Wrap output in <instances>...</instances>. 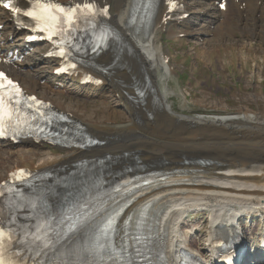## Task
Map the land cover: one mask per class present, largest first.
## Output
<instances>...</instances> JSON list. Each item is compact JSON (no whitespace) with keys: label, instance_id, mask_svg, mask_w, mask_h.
I'll use <instances>...</instances> for the list:
<instances>
[{"label":"bare ground","instance_id":"1","mask_svg":"<svg viewBox=\"0 0 264 264\" xmlns=\"http://www.w3.org/2000/svg\"><path fill=\"white\" fill-rule=\"evenodd\" d=\"M183 1L186 4V10L190 11V15L194 16L195 20L200 19V23L191 24L185 19L178 25L163 29L160 26L164 10L163 0H158L150 20L146 23L148 28L144 31L146 27L135 30L129 24L135 0H113L110 23L118 37V42L96 57L87 59L88 65L84 69L88 73L102 78L103 85H107L115 93L117 103L122 105L126 121L124 123H109L108 121L111 120L109 116H105L104 120L99 122H95V119L91 118L88 120L80 118L79 121L83 125L84 131L92 138L102 141L103 144L96 143L82 149L61 148L58 153L50 150L51 153L39 157H35L34 153L29 154L27 151L35 146L30 140H23L15 146L0 143V147H7L11 150L10 155H5L4 149L0 150V179L4 178L6 172L19 167L31 168L37 173L59 171V174L65 178L71 176L77 178L79 173L76 174L74 169L78 164L95 163L101 157H108L107 162L114 170L123 169L125 165L130 164L131 156L136 158V163L140 161V168H149L148 162L156 160V153H153L150 143L156 133L169 127V118L165 117L167 112L174 115L170 99H168V96L174 91L168 88L167 80L175 71L170 68L169 63L165 64L160 57L164 53V45L160 44L161 32L164 31L167 36L174 37L179 29L190 34L192 27H198L197 33L206 34L209 32V26H217L219 29L217 35L224 39L225 34H222L221 30L227 29L230 24L237 29V22L240 21L242 30L239 32L242 36L250 39L253 37L254 41L259 40L264 43V0H243V3L230 2L225 14L208 3L211 0H203L204 4H199L196 0ZM243 4L244 7H241ZM208 17L212 18L209 22H207ZM0 23H3L0 31V58L4 57L5 51L16 50L23 55V59L16 62L17 68L12 69L16 78L22 80L18 71H23L31 73L30 83L44 79L46 84L49 80L50 85L44 86V84L40 87L45 91L59 95H61L60 93H76L78 91L74 89L63 92L58 89L59 86H55L47 76L45 69L39 67L40 63L45 60L43 58L45 51L41 46H35L32 49L30 46L26 47L22 42L24 32L16 30L9 15L1 10ZM226 32L230 35L228 30ZM248 43L250 45L246 49V42L242 41L241 48L245 51H254L253 54L256 53L252 41ZM199 51V55L207 53V57L204 59L209 60L208 53L210 51L205 47H200ZM261 52L264 53V50ZM46 63L52 71L54 63L47 61ZM0 67H2V63H0ZM80 77L81 74L71 77L70 82L77 83ZM145 78L148 80L146 83ZM136 88L143 90L144 93L138 96L135 93ZM150 89H153L152 93ZM182 97L186 100L185 95ZM145 99H148L149 103L144 101ZM53 104L59 110L64 109L59 102ZM161 104L163 107L157 109V105ZM145 112H150L153 116L149 123ZM71 118L79 119L75 113ZM186 118L188 117L182 116V120H186ZM228 118L242 122L243 126L240 129L224 137V140L230 144H238L225 150H222L220 146L211 150L210 153H207L209 162L203 165L181 163L177 150L178 146L182 147L179 142L185 143V140L179 139V142L176 141L178 146L171 141L164 144L159 142L155 149L156 152L168 150L174 153L172 156H168L167 163L162 168L163 172H167L163 178L150 176L148 177L150 182L147 185L136 186L139 180L131 179L134 170H126L121 173L118 177L119 183L116 191L105 199V203H102L103 209L125 200L130 204L122 216V219H125V226L119 228L116 243L124 241L122 236L125 231L133 230L135 232L137 230L135 227L136 218L140 211L146 207H151V211L146 225L149 231L145 234H150L160 243L163 260L166 264H177L183 251L198 255H206L208 251L206 242L204 241V244L200 245L196 238V232H194L195 227L198 230L201 229L200 222L178 226L177 221L181 210L187 212L188 209L200 207L208 211L209 222H206V232L209 230L210 232L234 231V229L239 232L237 223L244 220L242 215L249 210H256L255 206L264 201V122L256 113L250 115L246 111L220 117L218 120L223 121ZM137 120H141L140 125H137ZM151 122H153V127H150ZM146 148L151 152L146 151L148 150ZM96 149L97 151H95ZM127 152L128 154H126ZM227 155H231V158L223 161V157ZM170 170H178V172L171 173ZM1 172H4V175L1 176ZM197 201L198 203H196ZM191 202L196 204H191ZM104 213L105 210L99 216H104ZM41 216L42 213H36V217L26 220L25 224L36 227L41 223ZM121 224L122 222L119 221V225ZM189 232H193V234L190 235ZM246 233L249 236H255L260 233V230L248 229ZM91 238L92 236L83 242L84 245H76L75 248L79 252H83L89 247ZM205 238L206 236L204 240ZM146 240L148 241V238ZM140 252L143 253V250L140 249ZM263 257V253H255L253 256L255 259ZM259 264H264V260Z\"/></svg>","mask_w":264,"mask_h":264},{"label":"rangeland","instance_id":"2","mask_svg":"<svg viewBox=\"0 0 264 264\" xmlns=\"http://www.w3.org/2000/svg\"><path fill=\"white\" fill-rule=\"evenodd\" d=\"M196 1L199 4H204L203 0ZM208 18L207 22L211 21L212 18ZM240 25L241 22L238 21V31L232 27L235 32L233 33L238 39L231 37L229 39L230 41L223 44L221 43L223 41L220 42L217 40L218 38L212 36L208 38L209 40L205 41L204 47L208 51H212L210 54V62L198 57L199 50L196 47V43L199 41L194 42L187 39L165 44L167 52L176 58V73L168 79L170 89H173L175 92V95L170 100L174 110L179 111L182 109L184 113L204 112L215 114L225 113L224 111L238 113L237 111L241 110L240 112L246 111L250 115L253 113L264 115V53L261 52L264 50V43H261L259 40L254 41L253 37L251 39L246 36L240 37L239 31L242 30ZM218 30L217 27L213 34L217 35ZM242 41L246 42V49L250 45L248 42L252 41L256 53L253 54L254 51H245V49H242ZM199 47H202V44ZM256 54L258 55L256 56ZM193 61H196L194 62L196 65L192 64ZM40 66L49 75L50 69L44 61L41 62ZM189 69L190 75L196 76L192 79L190 85L187 82H182L188 78ZM196 69L198 70L196 71ZM208 70H210V73ZM177 73H180L178 76L179 80L177 79ZM22 78L24 81L20 80V82L34 91L39 97H47L56 103L59 102L65 110L67 109L75 113L81 119L88 120L91 118L95 119V122H99L103 121L105 116H109L112 122L124 123L126 121L122 105L117 103L116 96L110 92L109 88L103 87L100 90H93L92 88L84 86L83 88H78L81 91L79 93L80 95H76L78 91L76 93L66 92V94L76 95L68 97L63 93H60L63 95H59L43 90L40 87L45 82L42 84V81L39 79L34 85H31L33 83L30 82L28 84V80L31 79L30 74L24 73L22 74ZM46 85H50L49 80L44 86ZM63 85L65 87H73L65 82ZM184 94L187 102L181 98ZM144 101L149 103L148 99ZM183 103L186 104L184 107L182 106ZM1 149H4L3 152L5 155L11 154V150L7 147L2 148L1 146ZM52 150L57 151L56 148ZM27 151L29 154L34 153L35 157L51 153L50 150H46L43 146L39 145H36L35 148L27 149ZM2 175H4V172H1ZM199 221H204V219H200Z\"/></svg>","mask_w":264,"mask_h":264},{"label":"snow or ice","instance_id":"3","mask_svg":"<svg viewBox=\"0 0 264 264\" xmlns=\"http://www.w3.org/2000/svg\"><path fill=\"white\" fill-rule=\"evenodd\" d=\"M31 3L32 0H29ZM35 3L38 5L39 11L37 10H29L24 13V15L31 17L34 21H36L37 28L34 30L45 31L49 33V39L52 38L53 35L63 34L71 29L73 26L74 16L76 13V8L80 6L77 5L75 8L65 9L64 7L58 4H41L40 0H35ZM5 8L12 9L11 0H7V2L3 5ZM174 0L171 3V7H175ZM53 9L56 12L64 15V20L61 22L58 15L53 14ZM83 9H86L89 13L95 15V6L93 4H85L83 5ZM13 11H20L19 9H12ZM105 14L107 10H104ZM68 26V27H65ZM66 54L64 48H61L59 51V55L63 57ZM12 89L11 92L8 90ZM21 95V90L17 85L14 84L13 81L8 80L7 77L0 73V135H4L6 132L5 121L11 120L14 116L18 114V110L13 108L9 101H15V104H19L18 97ZM27 100L31 101L32 104H29V107L35 106L37 111H39V106L42 104L41 101L36 100L35 97H28ZM42 115V114H41ZM63 119V117H61ZM19 130V129H15ZM14 177L19 178L24 175L23 170H19L18 173L12 174ZM109 226H111V222H109ZM4 236L5 233L2 229H0V264H7L5 257L3 255L4 251ZM34 239H39L42 241L45 247L50 243L45 236L35 235Z\"/></svg>","mask_w":264,"mask_h":264},{"label":"water","instance_id":"4","mask_svg":"<svg viewBox=\"0 0 264 264\" xmlns=\"http://www.w3.org/2000/svg\"><path fill=\"white\" fill-rule=\"evenodd\" d=\"M200 125L195 122L186 123L182 134L184 140L189 144L204 145L213 138L214 125Z\"/></svg>","mask_w":264,"mask_h":264}]
</instances>
